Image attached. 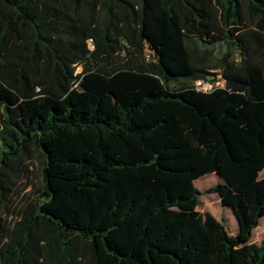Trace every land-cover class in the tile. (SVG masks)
<instances>
[{
	"label": "trees",
	"instance_id": "obj_1",
	"mask_svg": "<svg viewBox=\"0 0 264 264\" xmlns=\"http://www.w3.org/2000/svg\"><path fill=\"white\" fill-rule=\"evenodd\" d=\"M0 146V264H264V0H0Z\"/></svg>",
	"mask_w": 264,
	"mask_h": 264
},
{
	"label": "rangeland",
	"instance_id": "obj_2",
	"mask_svg": "<svg viewBox=\"0 0 264 264\" xmlns=\"http://www.w3.org/2000/svg\"><path fill=\"white\" fill-rule=\"evenodd\" d=\"M80 68H78L79 70ZM217 81L214 83V86H222L223 85V81L222 79H220V77H217ZM213 87V85H212ZM1 150L2 147L0 146V156H1ZM39 180V179H38ZM216 182H218V180L216 179V177H212V176H207L204 177L203 179L199 180L197 179L195 182V187H197L198 189H200L202 191V194L200 196V203L197 207V210L201 213H211V215H215L218 216L223 210L224 208L221 205L220 199H218V196L214 193H207L205 192V190L212 184H215ZM34 188L32 187L31 190H33ZM27 190H30V187L27 188ZM27 190H25L24 192H26ZM226 209L225 212L223 213V223L227 229V231L229 233L233 232V229L237 228V221L235 219V216L233 215V213H226ZM261 224L259 225L258 228H256L253 232L252 235V241L255 243H259L261 239L264 238V219L261 220Z\"/></svg>",
	"mask_w": 264,
	"mask_h": 264
},
{
	"label": "crops",
	"instance_id": "obj_3",
	"mask_svg": "<svg viewBox=\"0 0 264 264\" xmlns=\"http://www.w3.org/2000/svg\"><path fill=\"white\" fill-rule=\"evenodd\" d=\"M260 174L261 175H263L264 174V170H262L261 172H260ZM207 176H212V177H216V179L219 181V177L216 175V174H214V173H210V174H206V175H204V176H202V177H200V178H198L199 180H201V179H203L204 177H207ZM195 182H196V180L194 181V184H195ZM213 185V184H212ZM211 186V185H210ZM197 188V187H196ZM198 189V188H197ZM200 192H202L200 189H198ZM215 194V193H214ZM201 196V195H200ZM200 196H199V201H200ZM218 199H219V197H218ZM200 203V202H199ZM224 209L223 210H221L222 212L218 215V216H215V215H213V217L214 218H216V219H218V220H220L221 218H223V213L225 212V209H226V213H233L232 212V210H231V208H229V207H223ZM211 214V213H210ZM234 215V214H233ZM236 219V218H235ZM262 219H264V217H262L261 219H260V222H259V225L261 224V220ZM259 225L256 227V228H258L259 227ZM256 228H254V230L256 229ZM237 230V228L236 229H233V232H231V234H233V233H235V231ZM254 230H253V232H254Z\"/></svg>",
	"mask_w": 264,
	"mask_h": 264
},
{
	"label": "built area",
	"instance_id": "obj_4",
	"mask_svg": "<svg viewBox=\"0 0 264 264\" xmlns=\"http://www.w3.org/2000/svg\"><path fill=\"white\" fill-rule=\"evenodd\" d=\"M194 86L196 89L203 91L212 89V84L203 80H196Z\"/></svg>",
	"mask_w": 264,
	"mask_h": 264
},
{
	"label": "water",
	"instance_id": "obj_5",
	"mask_svg": "<svg viewBox=\"0 0 264 264\" xmlns=\"http://www.w3.org/2000/svg\"><path fill=\"white\" fill-rule=\"evenodd\" d=\"M232 210V209H231Z\"/></svg>",
	"mask_w": 264,
	"mask_h": 264
}]
</instances>
